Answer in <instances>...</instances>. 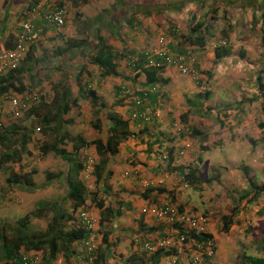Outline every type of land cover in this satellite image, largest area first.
<instances>
[{
  "label": "rangeland",
  "instance_id": "rangeland-1",
  "mask_svg": "<svg viewBox=\"0 0 264 264\" xmlns=\"http://www.w3.org/2000/svg\"><path fill=\"white\" fill-rule=\"evenodd\" d=\"M29 2L30 0H0V42L11 34L19 10ZM100 3L102 4H98L97 9L107 13V18L111 21L109 30L119 28L124 20L123 16L129 17L150 7L153 11L157 10L154 20L162 18L159 14L167 17L168 21L164 19V23L172 25L177 30L179 39L189 35L190 30L198 24L207 26V33L203 36V52L198 55L196 51L190 52L191 65L193 63L196 65L197 58L200 59L196 67L201 74L198 87L203 89H198L201 97H196L195 94L189 95L188 104L186 103L188 110L180 117L185 121L179 123L184 130L181 139L187 145L177 158L182 159L186 165L196 161L201 178L209 182L203 183L199 191L184 185L182 189L187 192L184 193L181 201L188 203L192 209L205 213L208 225L212 228L211 237L216 250H220L217 251L220 264H234L235 257L240 253L251 257H264V252L260 250L264 246V191L256 196L253 189H249L248 186L249 181L254 186L264 183V45L261 42L264 34L261 17L264 0H100ZM176 6L177 9L174 8ZM67 8L69 17L65 27L60 32L56 31V35L53 34V38L44 42L42 49H38L37 54L43 60L46 59L49 50L64 45L66 40L76 37L85 38L80 34L76 35L74 27L79 21L77 24L71 22L75 10L70 6ZM207 19L212 21L209 22ZM95 24L96 22L90 27L92 30L96 27ZM115 31L117 32V29ZM103 34L106 40L110 39L107 32ZM92 40L91 43H94ZM220 46L224 47L226 54H223L219 62H214V53ZM187 48L189 50L192 47ZM43 49H46L45 54ZM87 50V48L75 49L71 51L72 53L68 52V56L71 57H65L67 60L65 63L68 64L67 76L85 61ZM85 65L91 73V66L87 62ZM257 66L263 70L260 81L262 97L258 95L256 89L254 70ZM63 75L62 72L53 69L47 71L40 69L31 81L25 80L24 83L29 85L30 89L40 88L48 98L51 95V83L61 79ZM37 79H40L37 85L39 88L34 86ZM73 88L74 84L71 86V89ZM201 92L207 93L206 99ZM10 95L14 96L11 92ZM78 101L79 105L88 106L85 101ZM238 102L240 104L237 106ZM80 115L78 119L83 122L91 119L90 113L80 112ZM69 116H75L74 119L77 120L75 111L70 112ZM176 117L178 116H174V120ZM20 119L22 120L23 117ZM21 120L17 119L13 123H21L29 127L37 122L33 117L22 122ZM35 127L37 126H34L32 132L33 141L27 146L35 156L32 157L33 159L26 156L32 165L37 167V173L32 178L33 186L21 195V202H14L15 198H13V206L3 209L0 205V222L2 219L7 221L14 216L18 218L43 203L58 202L60 195H64L66 187L58 172L65 173L68 164L52 153L44 159L38 158L37 146L44 138ZM64 128L70 135L76 132L71 125ZM191 128L199 131L200 135L191 136ZM203 146L206 148H201ZM87 151L88 149H85L82 155L85 153L87 156ZM49 168L51 169L49 172L58 175L50 183L51 186H43V176ZM163 171L167 172L166 168H163ZM84 173L86 174V171ZM164 178L166 177L163 176L160 180ZM175 180H177L176 176L171 178V185L175 186ZM87 181L85 179V182ZM60 184L64 189L59 186ZM37 185L40 187L36 188ZM91 188L95 186L91 185ZM234 211L236 213L229 231L224 234L220 230L221 217L228 216ZM45 222L42 219H33L30 226L32 230L43 231L46 227Z\"/></svg>",
  "mask_w": 264,
  "mask_h": 264
},
{
  "label": "trees",
  "instance_id": "trees-1",
  "mask_svg": "<svg viewBox=\"0 0 264 264\" xmlns=\"http://www.w3.org/2000/svg\"><path fill=\"white\" fill-rule=\"evenodd\" d=\"M38 1L39 0H30L28 6L18 12L11 34L2 42L0 52L13 49L17 41V33L21 22H23L29 10L34 7ZM91 1L92 0H45L44 5H42L44 10L41 11L40 14L48 12L47 10L54 11L63 5L77 9L78 7L89 4ZM155 14L157 15V10L142 13V16L150 17L154 23L159 25V22H157L159 20L153 19ZM68 17L69 12L67 10L63 27H65ZM261 17L264 26V11L261 13ZM80 18V14H77L75 10L71 22L73 21V24H77L79 21V24L74 27L75 33L76 35L80 34V36H85V38L76 37L68 39L64 42V45L53 47V49L49 50L50 52L46 54L45 60L40 58L39 54H37L38 49L42 47L40 41L29 47L24 59L18 67L0 75V96L9 95L11 92L13 95L20 96L19 98L21 101L24 100V96L28 94H35L38 99L35 103L31 104L30 107L24 109L21 116L17 118L18 120H21V117H23L22 120H27L30 117L37 119L36 124L31 125L37 126L35 127L36 131L44 138L37 146L38 158L40 160L44 159L45 156L52 153L68 164L64 174L58 172V174L62 176L61 180L66 187L65 192H63L64 195L58 202L43 203L41 206L25 212L18 218L14 216L7 221L2 219L0 222V264H28V260L33 257V255H30L31 251L35 253L40 252L39 264H51L58 255L64 256V264H71L68 260V256L72 252L73 256L84 255L85 252L80 250L74 253L70 245L72 243L80 244V241L87 237V232L76 220L77 210L79 208L90 209L91 205H94V208L98 210L97 233L101 236L100 245H104V248H107V236L109 234V228L111 227L110 224L119 214L117 209H113V207L109 205L104 206L105 200L99 198L98 195L99 192H101L99 185L105 186L106 177L109 176V173L104 171V168L108 164V160L117 153V146L130 136V132L127 130L128 122L123 121L116 114L110 112L111 109L107 108L105 102L99 99L95 91L91 89V82L85 79V75L89 77L91 74L86 70L85 62L97 69L98 79L113 77L117 75V61L120 55L113 52L111 47L105 42V39L99 34L100 26L94 28V33L92 35V41H94V43H91L89 40L90 32L88 31L90 28L87 26V23ZM123 19L129 24L132 17L123 16ZM207 20H209V22L212 21V19ZM207 25H209V23ZM63 27L50 31L56 35L55 32H60ZM202 27L204 29H202ZM207 30V26L205 27L203 24L196 25L190 30L189 35L180 38L181 47L196 46L202 48L204 46L203 36L207 33ZM44 31L45 29H43V33ZM262 33H264V28L262 29ZM261 42L264 45V34L261 37ZM72 48L74 49L71 50ZM86 48L88 50L85 53L86 56H84L87 57L85 61L80 64L77 69L72 70L70 75L67 76L68 64L65 63L67 61L65 57L68 56V52L72 53L71 51L75 49ZM43 53H46V49H43ZM223 54H226V50L224 47L220 46L214 53V62H219ZM69 57H71V55H69L68 58ZM38 58L41 59L42 62L41 60L39 61ZM155 62H159V60ZM129 65V69H131L132 72L137 71V75L141 73L144 76L145 83L141 86L142 89L139 95H137V100L139 102H144L149 94L148 90H151L155 85L156 76L162 72L163 66L154 67L149 64L141 65V61L139 60L130 61ZM40 69H46V71L53 69L54 71H59L64 74L61 79L51 83V95L48 98H46L45 94L42 93L41 89L37 86L40 79L34 82V86H37L39 89H33V87L30 89V86L24 83L25 80L31 81L33 76H36L37 71L39 73ZM254 72L257 93L262 97V84L260 81L263 70L260 66H257ZM73 84L74 88L71 89ZM126 94L127 91L123 86H117L115 88V97L117 100L115 99L116 101L112 104H118L122 96H126ZM201 94L205 99L207 98V93L201 92ZM196 97L201 96L198 93ZM78 100L82 102L85 101L88 103V106H90L89 117L91 119L89 125L97 133L94 139L85 140L78 134L74 136L70 135L69 131L64 128L74 123L75 116H69V113L72 111L76 112L79 109ZM186 103L188 104L187 100ZM239 104L240 102L237 103V106ZM136 107L140 109L141 105ZM139 111L141 112L142 109ZM135 117L139 118L140 121H144L139 112ZM172 122L174 121L170 122L171 128ZM179 123H185L184 118H180L178 124ZM31 125L26 127L21 123L15 124L11 120H7L6 123L0 122V197L2 198L0 199V205L3 206V209L14 205L12 202L13 198H15L14 202H21V195L33 186L32 178L37 173V167L33 166L30 159L26 157L30 156L32 158L35 156L29 151V148H27L33 141L32 132L34 126L31 127ZM183 132L184 130L181 129L176 136H181ZM190 135L195 137L199 136L200 133L196 129L191 128ZM67 146H69L68 152L66 150ZM89 147L94 148L97 158L95 164L92 165L91 172L92 177H94V192H89L81 182L75 180V177L78 176L85 167L84 162L79 156H82V152ZM201 148L206 147L203 146ZM170 154H172L171 150L168 152L169 162L173 161V157L172 155L170 156ZM178 171L181 173L183 185L190 187L194 191H199L203 183L209 182V180L201 178L199 165L196 161L189 163L185 169L180 167ZM1 174L5 175L2 176ZM58 174L46 171L43 176L42 185L51 186L50 183L55 180ZM59 186L64 189L62 184ZM248 186L249 189H253L254 195L256 196L264 191V183L254 186L251 184V181H249ZM38 187H40V185L36 186V188ZM60 187L59 189L61 190ZM158 190L161 192V189ZM169 195L172 196V193H169ZM171 201L173 203V200ZM175 206L178 211H181L180 206ZM235 213L236 211L230 213L228 216L221 217L220 230L224 234L228 233L229 226L232 223V218ZM33 219L45 220V229L43 231L32 230L30 222ZM180 232L185 236L183 230H180ZM209 237L210 235L207 233L201 232L200 235L197 233L191 235V238L196 241H202ZM100 250V246H96L95 259H93L92 264H103L102 250ZM260 250L264 252V246L263 249ZM157 254L159 255V252ZM235 261L234 264H264V257H251L240 253L235 257ZM125 264H147V262L146 259L141 256L139 258L128 259Z\"/></svg>",
  "mask_w": 264,
  "mask_h": 264
},
{
  "label": "crops",
  "instance_id": "crops-1",
  "mask_svg": "<svg viewBox=\"0 0 264 264\" xmlns=\"http://www.w3.org/2000/svg\"><path fill=\"white\" fill-rule=\"evenodd\" d=\"M98 4L102 3L100 0H95L73 10L80 12V19L85 21L89 28L94 26L96 22L95 26H100L99 34L102 37L104 32L108 33L110 39L106 40L103 37L105 42L113 52L120 55L117 61V75L98 79L97 69L89 64L91 74L89 77L85 75V79L91 82V89L95 91L99 99L105 102L107 108L111 109L110 112L128 122L127 130L130 132V136L117 146V153L108 160V164L104 168L109 176L106 177L105 186L99 185L101 192L98 196L105 200L104 206L109 205L113 209H117L119 214L110 224L107 248L100 245L101 236L98 233L95 244L97 247L100 246L102 250L100 251L103 264H125L128 259L141 256L146 259L147 264H164L171 259L181 264H187L191 251V235L195 233L186 232L185 236L188 238L184 239V244L180 246L177 243V236L182 232H180L178 224H172L167 220L156 222L146 213V210L153 205L165 202L172 203L171 200H173L172 204L180 206L181 212L192 216L203 214L206 217L205 213L198 212L192 209L188 203L181 201L187 190L182 189L184 185L178 169L180 167L185 169L187 165L182 159L176 160V155L183 150L184 146L186 147L187 143L181 139L180 135L176 136L170 127V122L174 120V116L180 118L188 110L186 100L189 95L200 93L199 87L193 83L189 76L179 74L173 66H164L162 72L156 76L154 89L148 90L147 98L141 102L140 109L146 107L150 119L147 122L140 121L139 118L135 117L138 112L140 113V109L135 106L134 102L138 99L137 95H139L145 80L143 74L137 75V71L132 72L129 69V63L136 60L141 61V65H151L157 60L161 62L162 59L158 53L162 49L175 59L181 56L184 61L185 54L196 51L198 55L203 52V47L199 50H195V48H199L196 46H191L192 48L189 50L187 47L182 48L177 30L173 32L175 28L166 23L168 19L165 15L159 14L162 17L157 21L159 26L152 22L150 17L142 16V13L152 11L151 7L131 14L129 17L132 19L129 24L123 20L119 28L109 30L111 29V21L108 20L107 13L97 9ZM174 8L177 9V6ZM164 19L166 20L165 23ZM88 31L90 32L89 40H92L94 29L90 28ZM52 38L53 33L51 31L45 32L40 42L41 45ZM1 44L2 41L0 46ZM198 60L200 61L199 57L196 65H198ZM117 86H123L127 94L122 96L118 104L113 105L112 103L117 100L115 97ZM79 106L76 111L77 120L71 125L76 130L74 135L78 134L85 140L94 139L97 133L89 125V120L86 119L83 122L78 119L81 117L80 112L90 113V106H82L81 104ZM178 117L174 120L177 123L179 122ZM68 149H66L67 152ZM170 150L172 151L170 156L172 155L174 159L171 162L168 161ZM87 152V156L85 153L80 156L84 164L87 163V166L84 167L83 172L75 177V180L81 182L89 192H94L95 188H91V185H95L91 172L92 165L95 164L97 158L93 147H89ZM165 153L166 159L160 161V155ZM163 168H166L167 172H164ZM48 171L51 169L49 168ZM163 176L166 178L160 180ZM174 176L177 178L175 186L171 185V178ZM168 177L169 179H167ZM85 179L88 181L85 182ZM158 189H161V192ZM168 192L172 193L173 197ZM60 196L62 197L63 194ZM0 199L2 198L0 197ZM89 210L91 214L98 217V210L94 208V205H91ZM205 230L210 236H213L212 228L209 227L208 222ZM160 241H167L169 250L158 248L154 252L155 254H148L140 245L142 242L156 244ZM70 247L74 253L81 250L79 243H72ZM217 251L220 250H216L215 247L214 264L221 263L219 256L217 257ZM38 253L40 254V252ZM68 260L71 264H76V256H73V252L68 256ZM51 264H64V256L58 255Z\"/></svg>",
  "mask_w": 264,
  "mask_h": 264
},
{
  "label": "built area",
  "instance_id": "built-area-1",
  "mask_svg": "<svg viewBox=\"0 0 264 264\" xmlns=\"http://www.w3.org/2000/svg\"><path fill=\"white\" fill-rule=\"evenodd\" d=\"M44 3L45 0H39L37 4L29 10L27 16L20 24V28L17 33V41L13 49L0 52V75L18 67L24 59L29 47L40 42L45 32L63 27L68 10L67 6L63 5L54 11L47 10L48 12L40 14V12L44 10L42 8ZM43 29H45L44 33ZM173 32H175V29ZM158 54L160 55L162 61L154 62L151 64L152 66H173L179 74L189 76L196 86L199 85L201 74L197 70L194 63L192 65L189 63L191 55L190 52L186 54L184 61L181 56L175 59L173 56L166 54L164 49L159 51ZM191 62H193V59ZM199 88L203 89V87ZM19 97L20 96H12L10 94L0 96V122L6 123L7 120L15 121L19 118V116H21L24 109H27L31 106V104L38 100L35 94H28L24 96L25 99L22 101ZM5 103L7 106H5ZM134 103L135 106L141 105V102L138 100ZM148 113L149 111L146 110V107L142 108L140 115L144 121H148ZM172 129L174 133L178 135L182 128L176 121H174L172 122ZM179 154L176 155V160L178 159L177 157H179ZM165 159L166 153L164 155L161 154L160 161ZM146 213H148L156 222L167 220L172 224L177 223L179 229L183 230V233L185 234L186 232L192 231L199 235L200 232L210 235L205 230L208 222L207 217L203 214L192 216L188 213L178 211L177 207L170 202L150 206L147 208ZM76 220L78 224L87 232V237L86 239L80 241V248L85 253L84 255H77L75 263L92 264L93 259H95L96 252L95 238L98 235V217L91 214V211L87 208H79L76 213ZM186 238L188 237L183 234H179L177 236V243L182 246L184 244V239ZM140 245L141 248L148 254H153L158 248H161V250H169L167 241H160L156 244L142 242ZM190 249L191 251L187 264H214L215 243L211 236L202 241H196L192 238ZM31 255H33V257L28 260V264H39V253L31 252ZM164 264L181 263L171 259Z\"/></svg>",
  "mask_w": 264,
  "mask_h": 264
}]
</instances>
